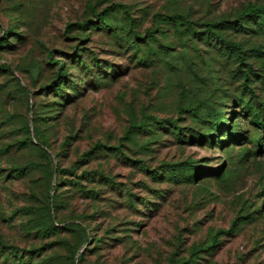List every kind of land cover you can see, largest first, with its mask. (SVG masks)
<instances>
[{"label":"rangeland","instance_id":"1","mask_svg":"<svg viewBox=\"0 0 264 264\" xmlns=\"http://www.w3.org/2000/svg\"><path fill=\"white\" fill-rule=\"evenodd\" d=\"M258 10L0 0V264H264Z\"/></svg>","mask_w":264,"mask_h":264},{"label":"trees","instance_id":"2","mask_svg":"<svg viewBox=\"0 0 264 264\" xmlns=\"http://www.w3.org/2000/svg\"><path fill=\"white\" fill-rule=\"evenodd\" d=\"M257 12L262 13V14H260V18H264V10H258ZM257 12H256V13H257ZM86 24H87V23H85V24L83 25V27L86 26ZM54 86H55V85H54ZM55 87H56V86H55ZM57 87H60V86L57 85ZM57 90H59V88H57ZM54 206H55V205H53V207H54Z\"/></svg>","mask_w":264,"mask_h":264}]
</instances>
